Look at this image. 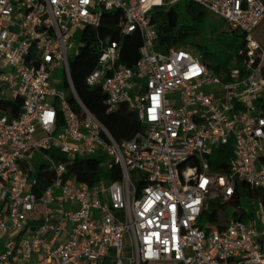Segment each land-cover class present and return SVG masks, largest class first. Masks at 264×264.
I'll list each match as a JSON object with an SVG mask.
<instances>
[{
	"label": "built area",
	"instance_id": "built-area-1",
	"mask_svg": "<svg viewBox=\"0 0 264 264\" xmlns=\"http://www.w3.org/2000/svg\"><path fill=\"white\" fill-rule=\"evenodd\" d=\"M179 1L0 0V84L21 101L16 117L0 105V264H264V48L253 38L264 0H184L244 35L226 82L188 49H156L149 14ZM112 11L124 35L140 33L139 60L117 64L111 43L86 82L108 112L136 113L143 130L121 143L78 98L68 56L77 31ZM58 67L68 96L50 84ZM229 145L227 171L212 172ZM97 155L120 179L66 176L71 159ZM235 198L224 228L200 226L210 204Z\"/></svg>",
	"mask_w": 264,
	"mask_h": 264
},
{
	"label": "trees",
	"instance_id": "trees-1",
	"mask_svg": "<svg viewBox=\"0 0 264 264\" xmlns=\"http://www.w3.org/2000/svg\"><path fill=\"white\" fill-rule=\"evenodd\" d=\"M208 15L209 12L201 6L184 0L154 9L149 14V19L157 34L155 47L161 52L173 47L188 49L208 70L226 82L230 70L238 65L235 58L238 51L245 46L244 35L235 33L232 39L218 40L214 50H211L206 43L201 42ZM122 23L123 17L119 11L104 12L97 28L85 26L78 30L75 39L80 43L79 52L76 57L69 60L70 76L78 98L117 143L131 140L143 130V126L136 113L129 110L126 105H119L108 112L104 103L105 96L100 88L88 86L86 78L96 66L103 49L111 43H117L119 46L117 64L132 68L139 60L140 33L135 31L124 35ZM0 105L11 116L16 117L20 111L21 101L15 98L11 102L7 101ZM47 154L68 162L55 150L47 151ZM232 159L233 150L230 145L219 148L209 162L210 170L224 173ZM104 161L105 158L99 155L71 159L67 165L66 176H73L77 182L90 186L102 178L109 181L120 179L118 166L113 164L110 169L103 167ZM35 192L38 193L36 190ZM237 204L238 200L235 198L228 206L233 207ZM225 207L210 204L199 220L200 226L224 228L229 221V216L221 214L219 210ZM238 216H241V212L233 215V217Z\"/></svg>",
	"mask_w": 264,
	"mask_h": 264
},
{
	"label": "rangeland",
	"instance_id": "rangeland-1",
	"mask_svg": "<svg viewBox=\"0 0 264 264\" xmlns=\"http://www.w3.org/2000/svg\"><path fill=\"white\" fill-rule=\"evenodd\" d=\"M232 38L233 34H230L228 32L227 24L223 20L217 18L215 15L209 13L208 21L206 22L203 29L201 42L206 43L211 50H214V46L218 40L222 41L229 40ZM253 38L262 48H264V20H262L261 23L254 30ZM79 47L80 43L75 40L72 48L68 51V56L70 60L77 56L79 52ZM65 80L66 76L63 68L58 67L52 72L50 84L57 91H63L64 94L68 96V91L65 88ZM1 99L13 101V97L10 91H6L5 88L1 87L0 84V100ZM33 172L34 173L31 175V178H34L36 175V171ZM102 180L105 182V184H109V181L107 179L102 178ZM241 204L247 210L250 209V205L248 204L245 197L242 198ZM219 212L221 214H226L230 216L234 212V207L226 206L225 208L220 209Z\"/></svg>",
	"mask_w": 264,
	"mask_h": 264
}]
</instances>
